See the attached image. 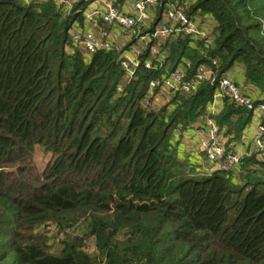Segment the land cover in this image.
I'll return each mask as SVG.
<instances>
[{
    "label": "trees",
    "instance_id": "16d2710c",
    "mask_svg": "<svg viewBox=\"0 0 264 264\" xmlns=\"http://www.w3.org/2000/svg\"><path fill=\"white\" fill-rule=\"evenodd\" d=\"M171 2L209 21L207 37L165 39L127 78L115 51L70 41L84 0H0V264H264V159L253 145L226 169L179 155L177 130L207 114L217 83L143 105L150 82L181 67L217 82L239 69L264 91V0H162L131 45ZM252 118L224 99L227 150ZM36 148L51 155L44 169Z\"/></svg>",
    "mask_w": 264,
    "mask_h": 264
},
{
    "label": "built area",
    "instance_id": "2783aa9c",
    "mask_svg": "<svg viewBox=\"0 0 264 264\" xmlns=\"http://www.w3.org/2000/svg\"><path fill=\"white\" fill-rule=\"evenodd\" d=\"M54 2L66 8H73L77 0H40ZM85 21L81 25L75 22L70 29V41L79 50L88 56L98 52L115 51L119 54V62L127 78H132L141 67V55L149 49L152 57H161L160 44L169 37L180 35L193 38H206L207 30L191 19L184 6L179 2L167 5L162 19L153 28L152 33L138 36L136 44L131 45L136 34L144 29L153 27L157 13L155 10L162 0H84ZM157 43L153 44V42ZM211 41L209 40V43ZM147 69L151 68L148 62ZM211 81L218 87L208 112L197 125L195 138L200 150L199 160H206L216 168L226 169L241 164L246 149L239 144L233 150H227L225 139L220 127L215 121L218 115L213 109L215 105L222 104L225 98L236 106L246 108L253 115L255 136L252 140L254 149L264 159V102L256 100L248 93H244L238 84L229 77L215 80L211 69L201 67L193 76L189 77L187 71L178 69L173 73L154 79L150 82L143 105L149 109H156L158 105L165 104L168 99L177 93L192 94L198 91L201 85ZM121 90V88H119ZM185 132L178 131V138ZM202 160V161H204ZM198 162V161H197Z\"/></svg>",
    "mask_w": 264,
    "mask_h": 264
},
{
    "label": "crops",
    "instance_id": "0c3cea01",
    "mask_svg": "<svg viewBox=\"0 0 264 264\" xmlns=\"http://www.w3.org/2000/svg\"><path fill=\"white\" fill-rule=\"evenodd\" d=\"M207 28V27H204ZM208 29V28H207ZM235 82H237L238 86L242 88L244 92H247L251 96H253L256 100L260 101L264 99V91H261L257 86L247 82L244 79V75L241 73L239 69H235L234 73L230 76ZM217 114H220L223 111V105L217 104L213 109ZM202 122V119L190 130L185 131L184 135L180 138L179 145V155L180 157H190L193 161L202 162L199 158H202L200 154V150L198 148V141L195 138V130ZM197 126V127H196ZM255 136V125L254 122L249 125L244 131V136L239 144H242L244 148L248 149L252 144V140ZM238 144V145H239ZM199 157V158H198ZM192 161V162H193Z\"/></svg>",
    "mask_w": 264,
    "mask_h": 264
},
{
    "label": "rangeland",
    "instance_id": "374dc122",
    "mask_svg": "<svg viewBox=\"0 0 264 264\" xmlns=\"http://www.w3.org/2000/svg\"><path fill=\"white\" fill-rule=\"evenodd\" d=\"M158 8L155 10V13H157ZM207 24H202L200 23V25H203V28L206 26H211V23L209 21ZM75 24V23H74ZM72 27H75V25H73ZM181 70H184V67H181ZM51 158L50 154H45L44 151H42L41 149L36 148L35 154H34V159L36 161V164L38 166L39 169H44V166L47 165V163L49 162Z\"/></svg>",
    "mask_w": 264,
    "mask_h": 264
},
{
    "label": "water",
    "instance_id": "95a60500",
    "mask_svg": "<svg viewBox=\"0 0 264 264\" xmlns=\"http://www.w3.org/2000/svg\"><path fill=\"white\" fill-rule=\"evenodd\" d=\"M2 172L8 173L9 171L8 170H0V173H2Z\"/></svg>",
    "mask_w": 264,
    "mask_h": 264
}]
</instances>
